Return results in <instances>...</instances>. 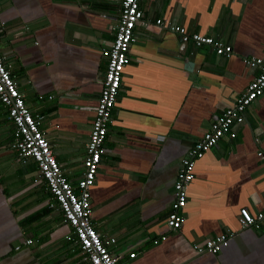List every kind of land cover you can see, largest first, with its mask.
I'll return each mask as SVG.
<instances>
[{"label": "crops", "instance_id": "0c3cea01", "mask_svg": "<svg viewBox=\"0 0 264 264\" xmlns=\"http://www.w3.org/2000/svg\"><path fill=\"white\" fill-rule=\"evenodd\" d=\"M139 5L143 20L133 29L89 188L92 226L115 238L113 248L123 253L116 264H264V220L258 228L238 222L241 207L264 210V161L256 156L264 149V91L231 125L234 137L221 136L195 161L180 226L165 222L180 159L256 74L243 58L264 61V0ZM118 12L119 0H0V58L24 104L42 115L39 128L72 185L83 170L104 73L100 51L111 43ZM169 24L218 39L231 52L184 43ZM12 128L0 103V264H80L35 162L10 148ZM219 233L228 239L218 252L195 251Z\"/></svg>", "mask_w": 264, "mask_h": 264}, {"label": "built area", "instance_id": "2783aa9c", "mask_svg": "<svg viewBox=\"0 0 264 264\" xmlns=\"http://www.w3.org/2000/svg\"><path fill=\"white\" fill-rule=\"evenodd\" d=\"M142 20L143 11L139 0H119V12L113 25V38L110 45L100 51L105 60L104 73L94 116L84 144L83 170L74 185L63 174L47 139L39 128L42 115L33 114L24 104L15 81L0 58V103L5 107L6 116L13 124L9 146L21 161L31 159L35 162L38 176L55 201L62 221L71 228L72 235L67 236V239L77 246L80 264H116L123 255L113 248L114 237H102L93 228L89 188L93 184L100 154L103 151L102 144L110 122L121 73L129 61L128 49L133 40V29ZM155 23L160 25L162 21L157 18ZM167 28L184 43L190 42L196 47L210 46L216 54L228 55L231 52L229 45L211 36L187 32L178 24H169ZM243 62L247 66L255 67L256 74L236 96L233 105L213 118L208 129L188 147L186 155L179 161L172 186L170 209L165 218L166 225L171 230L177 229L183 221L182 209L186 203V187L193 177L195 161L214 146L221 136L227 134L234 137L231 125L243 121L245 109L264 91V61L252 56L243 58ZM256 156L264 161V149L258 150ZM263 220L264 210L255 213L249 212L245 207L238 210V222L241 227L258 228ZM164 238V236L160 237V239ZM227 239L226 233H219L204 238L193 247L197 253L214 254L226 245ZM30 243L31 239L24 240V244ZM17 248L18 245L15 246V249ZM134 255L132 251L128 254L129 258Z\"/></svg>", "mask_w": 264, "mask_h": 264}]
</instances>
